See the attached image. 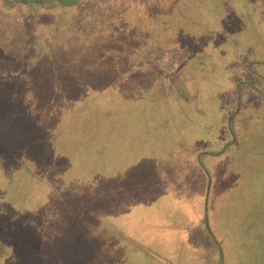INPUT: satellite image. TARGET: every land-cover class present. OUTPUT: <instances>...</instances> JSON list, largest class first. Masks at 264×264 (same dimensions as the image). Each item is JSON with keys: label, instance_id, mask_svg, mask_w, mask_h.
Returning <instances> with one entry per match:
<instances>
[{"label": "rangeland", "instance_id": "rangeland-1", "mask_svg": "<svg viewBox=\"0 0 264 264\" xmlns=\"http://www.w3.org/2000/svg\"><path fill=\"white\" fill-rule=\"evenodd\" d=\"M95 2L104 46L158 65L81 90L62 33L0 58V137L40 133L46 169L0 168V264H264V0Z\"/></svg>", "mask_w": 264, "mask_h": 264}, {"label": "trees", "instance_id": "trees-1", "mask_svg": "<svg viewBox=\"0 0 264 264\" xmlns=\"http://www.w3.org/2000/svg\"><path fill=\"white\" fill-rule=\"evenodd\" d=\"M95 3V0L1 1L0 58L8 56H23L31 48H35L41 40L44 42H50L52 41V36H57L59 33H62L59 36L72 38L73 44L79 43L80 50L68 53H79V58L77 55L79 64L76 65L87 68V72L80 74L81 69H79V73L71 77L72 80L74 79L73 85L76 88L86 90L94 86L104 85L110 80L122 76L121 74L126 72L127 70H124L127 68L131 69L130 79H126L127 83L131 84L133 87L139 85V76L146 71V68H154L158 64L155 65L151 62L154 58H145L146 64L148 65L143 71L138 73L135 67H138V64L143 65L145 61L138 62L135 54L133 57H127L131 54L118 48L114 47L108 49V47H105L104 45L106 43H103L102 39L105 37L107 38L105 35H108L111 29L109 25L101 23L100 20H95V16L97 15ZM163 4L166 5L167 8L169 5H175L170 2L165 3L164 1L158 3L157 6L159 9L156 12L158 18L161 17L159 12L164 11L163 8H160ZM144 5V0L139 2L124 0L121 10L129 11L132 8L133 11L135 10V6L142 7ZM146 7L150 8L149 5H146ZM138 8L139 7L136 9ZM142 12L145 13L144 15H146V17L150 16V12H148L146 8L142 10ZM54 13L62 15V17L64 16L63 21L60 22L54 20ZM157 19H152V21H157ZM52 23H59L60 25L55 28L54 32L48 33L47 29H44V27L48 28V25H52ZM45 31L48 36H51L49 40L46 38L44 39L43 37ZM111 38L116 40L119 36L114 35ZM42 45H44V43ZM50 48L51 46H47L46 48L43 46L41 56H46L45 54L48 53L46 50H49L50 52ZM157 59L158 58H156V60ZM74 63L75 61L72 62L71 66H73ZM20 130L21 136H15L16 130L13 128L6 133L5 137H0V144L4 143L3 146H0V168L3 167L8 169V165L11 161H15L20 166H24L27 161H31L36 164V168L30 170L46 172V169L40 160L44 155L43 152L40 151L45 148L44 141L40 136H37L40 133L30 132V130L24 128H20ZM9 132H11L12 135H9ZM28 153L31 155H29V159H25L28 156ZM63 155L66 156V154ZM72 176L73 175H70L66 178L70 183H72Z\"/></svg>", "mask_w": 264, "mask_h": 264}, {"label": "crops", "instance_id": "crops-1", "mask_svg": "<svg viewBox=\"0 0 264 264\" xmlns=\"http://www.w3.org/2000/svg\"><path fill=\"white\" fill-rule=\"evenodd\" d=\"M175 7H176V5H169V7L167 8L166 5L163 4V5H161L160 8H163L164 11L165 10L171 11ZM152 23L154 25L156 23V21H152ZM164 50L165 51L162 53V56H161V59L162 60H167L169 62H172L173 59L175 60L174 54L171 55V53H170L171 52L170 49H168V50L167 49H164ZM149 53H151V52L145 51L143 48L140 47L138 51L131 52L130 53L131 55L130 56H127V57H133L134 54H135V56H137V61L138 62L139 61H145L143 65L138 64V67H135L138 73H140L141 71L144 70V68L147 67L148 64H146V59L145 58H147L146 57L147 54H148V56L150 55ZM155 67L154 68L147 67L146 68V71H144V73L139 76L138 82L139 83H142V82H150V81H152L151 73L155 72Z\"/></svg>", "mask_w": 264, "mask_h": 264}]
</instances>
